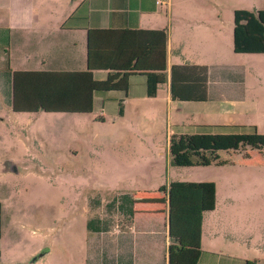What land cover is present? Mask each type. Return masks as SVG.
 <instances>
[{
    "label": "rangeland",
    "instance_id": "obj_1",
    "mask_svg": "<svg viewBox=\"0 0 264 264\" xmlns=\"http://www.w3.org/2000/svg\"><path fill=\"white\" fill-rule=\"evenodd\" d=\"M31 1L11 0L13 22L31 26L28 18ZM177 1L172 0L170 17L167 8H160L166 13V30L170 28L173 57L178 51L174 31L193 26L192 22L181 26L175 23V10L179 12L181 7ZM52 10L54 17L47 21L56 27L62 9L55 3ZM222 17L225 21V14ZM212 24L218 25L216 20ZM23 51L24 48L12 44V64L20 60ZM235 58L241 67L247 104L243 121L253 126L257 134L264 135V55L239 54ZM147 104L139 109L154 112V118L128 110L123 117H116L109 107L82 115H27L12 114L1 106L0 201L4 231L8 237L15 236L17 250L36 244L44 245L37 253L48 250L36 261L33 259L37 253L22 264H94V233L85 228L90 219H101L106 225L108 233L102 241L113 251H107V258L113 259L116 242L131 250L135 239L128 229L130 217L121 214L116 206L106 207L116 196L110 193H134L139 206L152 210L145 215L161 224L154 234L161 238L165 233V214L162 219L161 216L166 204L163 206L162 196L157 192L176 175H185L197 165L187 164L189 152L175 156L169 153L161 101L157 98ZM239 154H259L260 163L254 165L264 172V151ZM262 183L261 192L248 187L243 192L216 195L214 211L203 214L202 251L212 246L224 247L226 251L230 245L241 246L247 259H262L264 263V180ZM158 253L157 261L163 264L165 249ZM152 255L156 257L157 252Z\"/></svg>",
    "mask_w": 264,
    "mask_h": 264
},
{
    "label": "crops",
    "instance_id": "obj_2",
    "mask_svg": "<svg viewBox=\"0 0 264 264\" xmlns=\"http://www.w3.org/2000/svg\"><path fill=\"white\" fill-rule=\"evenodd\" d=\"M66 2L68 1L32 0L29 3L30 12L28 14L31 26L25 27L21 21L11 20V0H0V109L3 106L12 114L43 113L42 111L21 113L12 110L10 103L12 74L85 72L87 29L164 30L166 33V82L158 87L155 96L152 98L146 96L143 76L132 75L127 79L126 92L92 95L90 113L97 109L101 112L105 107H109V112L118 117L117 102L122 101L123 112L120 117H123L128 110L138 111V114L154 118V112L149 113L139 108L148 105V100L154 101L159 98L166 116L167 141L170 136L180 135L256 133L253 126H247L243 121L247 104L242 90L241 67L235 63V56L239 54H234L231 48L232 13L235 10L259 11L264 8V0H178L176 4L181 7L179 12L175 10V23L181 26L183 23L192 22L193 26L189 30L179 28L174 31L176 35L174 40L178 47L174 57L171 54L170 28L169 31L166 30V13H162L160 9L167 8V14L170 17L172 0H166L163 6L156 5L155 0H75L74 4ZM187 2L190 4L186 5ZM55 3H59V8L62 9L56 27L47 21L54 17L52 8ZM223 14L226 16L225 21L222 19ZM72 15L82 20L77 22L76 27H73L77 29H62L63 22ZM215 20L218 24L216 27L212 24ZM224 22L228 28H225ZM223 34L224 37H222ZM12 44L24 48L20 60H15L14 64H12L10 55ZM172 67L189 69L191 75L195 74L198 83L204 88L203 101H179L170 98L168 83L169 70ZM90 73L93 80L102 81L106 77L104 71ZM246 151L192 152L186 158L187 164L197 166L189 168L185 175H176L170 181L212 183L215 200L219 193L243 192L248 187H254L255 192L258 190L261 192L264 172L259 166L254 165L260 163L261 157L258 156L259 154H239L240 152L246 153ZM183 153L175 155H184ZM157 193L162 196L163 206L164 202L166 204L161 216L162 219L165 214V233H162L161 238L158 234H154L161 228V224L154 221L155 218L145 215L146 211L152 210L146 206H139L134 199V193H110L113 195L128 194L132 199V215L128 229H130V234H134V246L131 250L123 249L120 243L116 242L113 259L112 257L107 258V251L112 250L102 241V237L108 233V230L99 219L100 230L93 232L94 264H144L143 262L148 259H154L152 264H159L157 259L160 256L158 253L160 249H165L163 264H166L167 197L165 191ZM215 208L214 201L213 210L207 213L213 212ZM154 222L157 225L153 224ZM5 225L3 206L0 201V264H22L44 248L43 244H36L17 250L18 241L15 236L6 235ZM153 235L156 236L151 239L150 236ZM229 248V251H226L224 247L212 246L206 251L201 250L207 254L202 264H264L261 262L262 259H255V261L247 259L241 246L235 248L230 245ZM42 250H46L44 254L48 252L47 249ZM154 252H157L156 257L152 255ZM38 258L33 259V262Z\"/></svg>",
    "mask_w": 264,
    "mask_h": 264
},
{
    "label": "trees",
    "instance_id": "obj_3",
    "mask_svg": "<svg viewBox=\"0 0 264 264\" xmlns=\"http://www.w3.org/2000/svg\"><path fill=\"white\" fill-rule=\"evenodd\" d=\"M78 21L82 20L72 15L61 27L77 29L73 27ZM165 43L164 30L87 29L86 71L13 73L12 110L21 113L88 114L92 109V95L124 93L127 79L132 75L145 78V94L152 98L158 87L166 82ZM231 48L234 54L264 55V8L256 12L233 11ZM95 71L106 72L105 79L93 80L90 72ZM168 84L171 99L204 100V88L189 69L170 68ZM122 112L123 102L118 101L117 116L120 117ZM168 150L174 156L183 152L264 151V135L252 132L170 136ZM159 191H165L167 197L166 264H202L207 254L200 249L201 223L203 214L214 208L213 184L169 181ZM114 206L121 214L131 217L132 199L128 194L116 195L106 205L108 208ZM99 224L97 219H90L85 226L93 233L100 230Z\"/></svg>",
    "mask_w": 264,
    "mask_h": 264
},
{
    "label": "built area",
    "instance_id": "obj_4",
    "mask_svg": "<svg viewBox=\"0 0 264 264\" xmlns=\"http://www.w3.org/2000/svg\"><path fill=\"white\" fill-rule=\"evenodd\" d=\"M155 4L158 6H163L166 4V0H155Z\"/></svg>",
    "mask_w": 264,
    "mask_h": 264
},
{
    "label": "water",
    "instance_id": "obj_5",
    "mask_svg": "<svg viewBox=\"0 0 264 264\" xmlns=\"http://www.w3.org/2000/svg\"><path fill=\"white\" fill-rule=\"evenodd\" d=\"M167 228H168V224H167ZM45 252H46V250H41V251L35 256L34 259L40 257V256L43 255Z\"/></svg>",
    "mask_w": 264,
    "mask_h": 264
}]
</instances>
